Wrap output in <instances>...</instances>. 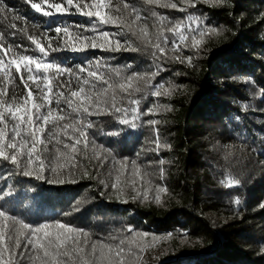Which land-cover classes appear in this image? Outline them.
Segmentation results:
<instances>
[{
    "label": "snow or ice",
    "instance_id": "1",
    "mask_svg": "<svg viewBox=\"0 0 264 264\" xmlns=\"http://www.w3.org/2000/svg\"><path fill=\"white\" fill-rule=\"evenodd\" d=\"M24 2L49 21L80 15L89 23L48 24L40 31L41 25L0 0V181L7 185V190L0 189V201H4L0 203V264H146L144 254L170 240L172 233H150L129 224L97 235L67 219L81 211V201L62 213L63 218L30 221L8 206L5 198L15 192L8 181H36L27 189L35 192L39 185L64 186L89 179L98 183L99 195L109 201L161 204L168 188L153 178L166 179L164 166L169 161L161 152L171 150V145L161 139L159 120L142 118L173 108L142 105L152 97H169L181 87L157 82L167 63L191 65L205 50L206 38L221 34L220 28L206 23V14L189 9L201 2L227 6L228 0ZM157 8L187 15L172 18ZM90 50L138 53L150 63L139 69L135 62L112 63L116 56L109 55L64 64L53 55ZM259 96L264 99V89ZM144 125L155 138H146L132 155L122 156L97 141V135L130 137L132 130ZM239 139V145L218 142L214 146L223 161L219 183L226 188L244 183L241 176L249 149L242 134ZM150 153L157 159L150 158ZM258 163L264 167V160ZM240 202L239 198L234 201ZM181 235L188 233L181 230Z\"/></svg>",
    "mask_w": 264,
    "mask_h": 264
},
{
    "label": "trees",
    "instance_id": "2",
    "mask_svg": "<svg viewBox=\"0 0 264 264\" xmlns=\"http://www.w3.org/2000/svg\"><path fill=\"white\" fill-rule=\"evenodd\" d=\"M6 3L30 22L41 25L40 31L48 24L89 23L80 15L49 21L24 0ZM157 11L172 18L187 15L171 9ZM189 12L206 14V23L220 28L221 34L206 38L205 50L191 65L167 63L157 82L181 87L169 97H152L142 105L170 104L173 108L142 118L159 120L161 139L171 145V150L161 152V157L169 161L164 166L166 179L161 181L158 175L153 178L168 188V193L162 194V203L109 201L99 195L98 183L89 179L64 186L39 185L35 192L27 189L29 184L37 185L36 181L9 180L15 192L5 200L16 214L30 221L60 219L81 201V211L67 219L97 235L129 224L150 233H172L170 240L144 254L146 264H264V208L260 207L264 203V167L258 163L264 160V111L260 110L264 109V99L259 96L264 89V0H228L227 6L221 7L201 2ZM53 55L64 64L109 55L116 56L112 63L135 62L139 69L150 63L147 56L131 52L90 50ZM132 132L134 135L118 139L97 135V141L123 156L134 154L146 138H155L147 125ZM241 134L249 149L241 176L244 183L226 188L219 183L223 161L214 146L218 142L239 145ZM149 156L157 159L154 153ZM0 189L7 190L3 181ZM236 198L241 201L239 205L234 203ZM181 230L188 235H181Z\"/></svg>",
    "mask_w": 264,
    "mask_h": 264
}]
</instances>
